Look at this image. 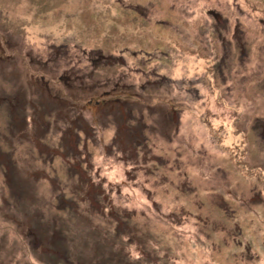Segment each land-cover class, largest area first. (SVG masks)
<instances>
[{
  "label": "rangeland",
  "instance_id": "1",
  "mask_svg": "<svg viewBox=\"0 0 264 264\" xmlns=\"http://www.w3.org/2000/svg\"><path fill=\"white\" fill-rule=\"evenodd\" d=\"M0 17L19 28L0 264H264V0H0Z\"/></svg>",
  "mask_w": 264,
  "mask_h": 264
},
{
  "label": "flooded vegetation",
  "instance_id": "2",
  "mask_svg": "<svg viewBox=\"0 0 264 264\" xmlns=\"http://www.w3.org/2000/svg\"><path fill=\"white\" fill-rule=\"evenodd\" d=\"M4 18L0 17V80L1 81H7L9 82V80L7 79L8 77L6 76V73H12L13 74V79H12V84H13V89H14V94L12 96L9 97H3L0 96V103H7L10 105V101L15 100L16 98L19 97V92H18V88H16V83L18 80L17 75L15 74V67L17 66L16 63L18 62V59H15V46L16 43L18 42L19 39V28H11L9 24L5 25L6 23L3 20ZM5 34L7 36H5ZM8 63V64H6ZM10 63H12V65H10ZM6 64V66L4 65ZM6 67H12L11 71H8L6 69ZM46 73H42V81L45 82L44 77H45ZM59 81L64 83L66 86L68 87H72V82H73V78H74V74H69V73H61L59 74ZM18 84V83H17ZM47 85V83H46ZM48 87V85H47ZM44 87V88H47ZM110 93L108 92L107 94H102V95H97L98 96H102L105 97L104 95H109ZM92 98V97H91ZM104 99V98H101ZM113 99H119L118 97H112ZM91 102V101H89ZM96 102V101H95ZM15 106V105H14ZM14 106L9 107L8 110V114H13L15 113L14 111ZM11 108L13 110H11Z\"/></svg>",
  "mask_w": 264,
  "mask_h": 264
},
{
  "label": "trees",
  "instance_id": "3",
  "mask_svg": "<svg viewBox=\"0 0 264 264\" xmlns=\"http://www.w3.org/2000/svg\"><path fill=\"white\" fill-rule=\"evenodd\" d=\"M76 170H77V169H76ZM92 227H93V226H92ZM95 229H96V227L94 228V230H93V231H95ZM62 248H64V249H63V251H62V253H61V254H64V255H65V254H66V252H67V251H69V248H68L67 246H63ZM60 264H61V263H60Z\"/></svg>",
  "mask_w": 264,
  "mask_h": 264
}]
</instances>
